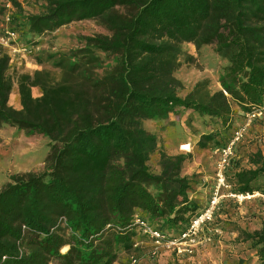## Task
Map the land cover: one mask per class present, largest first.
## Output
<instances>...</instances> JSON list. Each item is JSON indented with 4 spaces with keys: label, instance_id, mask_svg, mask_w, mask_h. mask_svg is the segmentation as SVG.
I'll return each instance as SVG.
<instances>
[{
    "label": "trees",
    "instance_id": "trees-1",
    "mask_svg": "<svg viewBox=\"0 0 264 264\" xmlns=\"http://www.w3.org/2000/svg\"><path fill=\"white\" fill-rule=\"evenodd\" d=\"M242 1L51 0L46 13L29 15L27 31L40 33L44 24L55 30L117 3L138 10L136 15L132 9L125 15L111 12L116 36L95 39L110 61L103 73L81 79L66 54L60 57L59 79L49 70L17 71L19 109L9 103L15 78L9 74L10 57L0 48V124L50 139L45 169L13 174L0 189V264H114L116 246L133 250L138 234L129 226L136 212L163 230L186 229L202 209L189 195V177L181 175L188 157L162 151V170L155 174L149 161L158 137L144 120L192 109L230 126L233 134L234 106L244 115L264 103V53L251 47L252 31L236 13ZM221 18L231 29V38L220 40L219 52L229 61L221 89L211 91L203 80L183 96L137 62L141 27L161 22L174 36L193 37L204 21ZM35 87L42 92L38 97ZM200 146L206 144L201 140ZM247 163L227 172V179L237 191L264 193L254 186L264 176L262 149L247 155ZM238 232L264 264V220L258 229Z\"/></svg>",
    "mask_w": 264,
    "mask_h": 264
},
{
    "label": "rangeland",
    "instance_id": "rangeland-1",
    "mask_svg": "<svg viewBox=\"0 0 264 264\" xmlns=\"http://www.w3.org/2000/svg\"><path fill=\"white\" fill-rule=\"evenodd\" d=\"M212 1L216 3V0ZM51 6V0H0V35L6 25L17 27L22 31L18 30L21 33L20 45L32 49V53L18 55L13 62L10 61L9 74L15 78V84L9 103L17 109L21 108L17 71L33 74L49 70L59 79L62 74L60 57L66 54L81 79L87 81L103 73L110 66V61L95 39L114 38L117 32L109 20L111 12L125 15L132 9L117 3L104 12L78 16L55 30L44 24L40 33L27 31L29 15L46 13ZM238 7L236 13L252 31L247 36L251 47L264 53V0H243ZM137 11L132 9L134 15ZM8 15L10 21H7ZM227 24L226 18L206 20L193 37L174 36L172 30L161 22L153 28L141 27L135 45L136 60L153 79L176 88L183 96L203 80L208 81L211 91H217L221 89L220 78L229 63L219 52L220 40L231 38V29ZM0 48L7 53L1 44ZM41 94L39 88L33 89L35 97ZM234 107L237 125L241 126L245 117ZM144 126L158 137L157 150L149 161L151 170L155 174L161 172L162 151L170 155L185 154L188 158L181 175L191 181V199L199 207H204L216 184L219 158L216 147L230 140L232 128L214 117L202 116L184 108H178L167 119L144 120ZM263 128L264 118L250 125L231 158L228 173L234 172L239 164L248 167L247 155L258 149V135L262 134L261 138H264ZM204 135L209 138H204ZM201 140L205 147L200 146ZM262 142L264 144V140ZM49 143L50 139L42 134H29L8 124H0V189L13 174L43 171L50 152ZM181 145H188V150H182ZM254 186L264 188V176ZM236 203L225 196L214 220L205 228L206 234L213 235V241L198 248L194 257L178 261L166 248L153 255L151 240L138 235L134 240L138 245L133 247L132 252H124L121 246H116L117 261L128 264L130 258L136 256L140 264H260L256 250L249 242L238 238V231L240 228L249 231L260 228L264 220V201Z\"/></svg>",
    "mask_w": 264,
    "mask_h": 264
},
{
    "label": "built area",
    "instance_id": "built-area-1",
    "mask_svg": "<svg viewBox=\"0 0 264 264\" xmlns=\"http://www.w3.org/2000/svg\"><path fill=\"white\" fill-rule=\"evenodd\" d=\"M7 21H10L9 15L7 16ZM20 37L21 33L8 25L4 27L0 35V44L7 50L11 62L18 55L32 53L31 48L20 45ZM244 117V124L235 128L229 143L216 149L219 158L215 175V188L210 200L202 207L198 215L191 220L185 230L181 232L163 230L141 212L135 213L129 227L133 228L138 235H144L151 240L153 255H158L160 249L166 248V250L174 254L178 261H181L184 257H194L198 248L207 242L213 241V235L206 234L205 228L214 220L225 196L236 201L238 205L253 200L264 201L263 192L258 190L251 192L237 191L232 182L227 179V168L230 165L231 158L234 156L235 147L242 141L250 125L256 120L264 118V103L252 107L251 111L244 114ZM181 148L182 150H188V145H181ZM215 230L216 232L219 231ZM137 245V243H134V246ZM128 264H140V260L138 257L132 256Z\"/></svg>",
    "mask_w": 264,
    "mask_h": 264
},
{
    "label": "crops",
    "instance_id": "crops-1",
    "mask_svg": "<svg viewBox=\"0 0 264 264\" xmlns=\"http://www.w3.org/2000/svg\"><path fill=\"white\" fill-rule=\"evenodd\" d=\"M172 115H173V114H171V116H172ZM260 130H261V129H260ZM262 130L264 131V128H263ZM258 137H260L259 140L257 141V142L259 143V147H258V148H261V149H262V147H263L262 150H263V152H264V144H263V142H262V141L264 140V138H263V139L261 138V137H262V134H259ZM114 264H120V263H119V261H117V262H115Z\"/></svg>",
    "mask_w": 264,
    "mask_h": 264
},
{
    "label": "bare ground",
    "instance_id": "bare-ground-1",
    "mask_svg": "<svg viewBox=\"0 0 264 264\" xmlns=\"http://www.w3.org/2000/svg\"><path fill=\"white\" fill-rule=\"evenodd\" d=\"M65 250V249H64Z\"/></svg>",
    "mask_w": 264,
    "mask_h": 264
}]
</instances>
